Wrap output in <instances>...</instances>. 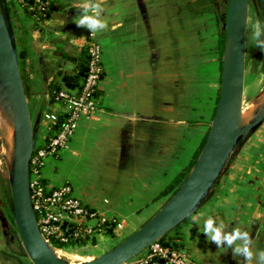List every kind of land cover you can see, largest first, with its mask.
Segmentation results:
<instances>
[{
  "label": "crops",
  "instance_id": "crops-1",
  "mask_svg": "<svg viewBox=\"0 0 264 264\" xmlns=\"http://www.w3.org/2000/svg\"><path fill=\"white\" fill-rule=\"evenodd\" d=\"M13 1L6 0L16 48L17 30L23 38L19 67L31 120L36 111L32 122L38 142L47 133L41 118L48 106L47 86L73 72V60L90 34L101 48L99 108L81 118L75 136L63 149L96 165L91 183L71 185L70 177L57 181L58 172L64 170L55 162L45 161L40 172L52 186L68 183L96 215L86 221L92 236L66 247L90 251L94 258L157 212L170 196L161 195L165 186L191 163L194 153L171 177V165L162 169L153 159H145L153 156L154 144L158 147L160 123L181 134L194 132L195 150L206 136L220 84V4L215 0H97L106 28L90 33L74 20L85 0H47L58 8L41 21L27 17ZM145 142L151 154L145 151ZM86 144L94 148L89 154L84 151ZM60 158L61 153L53 156ZM6 182L0 166V264H14L19 260L14 253L19 238L9 212ZM207 215L224 221L229 231L233 227L247 231L253 250L264 249V122L241 146L208 200L169 233L176 237L179 250L199 264H244L243 257L236 258L231 249H218L193 223L201 221L202 227V217ZM101 218L121 225L115 221L112 233L98 230Z\"/></svg>",
  "mask_w": 264,
  "mask_h": 264
},
{
  "label": "water",
  "instance_id": "water-1",
  "mask_svg": "<svg viewBox=\"0 0 264 264\" xmlns=\"http://www.w3.org/2000/svg\"><path fill=\"white\" fill-rule=\"evenodd\" d=\"M264 19V0H253ZM250 0H226L218 99L204 142L183 181L133 233L104 253L77 263L60 258L43 237L30 192V159L37 142L9 7L0 0V131L9 211L31 264H125L189 219L211 196L245 141L264 122V88L244 110L246 29Z\"/></svg>",
  "mask_w": 264,
  "mask_h": 264
},
{
  "label": "built area",
  "instance_id": "built-area-1",
  "mask_svg": "<svg viewBox=\"0 0 264 264\" xmlns=\"http://www.w3.org/2000/svg\"><path fill=\"white\" fill-rule=\"evenodd\" d=\"M84 50L88 56L85 80L79 91L66 88L59 90L56 102L48 104L42 110L41 118L47 123V131L59 115H63L64 120L59 131L48 142H36L30 159L31 202L39 229L52 249L56 247L53 240L60 242V247L66 248L78 243L81 237L92 236L93 230L87 226L86 221L96 216L94 213L88 214L68 183L52 186L43 182L40 175L46 157L54 156L67 148L81 118L84 115L92 116L99 108L100 97L97 91L102 73L101 48L92 34L89 35ZM103 222L104 219H99L98 225ZM120 225L121 223H116V226ZM159 260L162 263H158ZM125 264L199 263L179 249L164 246L157 241Z\"/></svg>",
  "mask_w": 264,
  "mask_h": 264
},
{
  "label": "rangeland",
  "instance_id": "rangeland-1",
  "mask_svg": "<svg viewBox=\"0 0 264 264\" xmlns=\"http://www.w3.org/2000/svg\"><path fill=\"white\" fill-rule=\"evenodd\" d=\"M215 2L217 4H220L219 14L225 13L226 0H215ZM257 23L264 24V20L262 19V15L258 10V8L256 7L255 2L253 0H250L249 11H248V22L246 29L245 89H244V106H247L248 108L252 107V103L255 97L264 88V50H261L259 47L253 46V31H254V26ZM22 40L23 38L21 36V33L19 30H17L16 41L18 47L17 48L18 55H21L20 52H22L21 51ZM161 94L166 95L164 93ZM44 109H46V107H44L43 110ZM35 114L36 111L34 109L32 121H34L35 119ZM160 121H165V120L161 119ZM160 124L161 125L159 127L158 147L156 148L154 144L153 156L151 158L145 156V159H153L154 160L153 163L155 165L157 164L160 165L162 169L168 168L167 166L171 165V177H172V175H174V173L177 171V168L181 166L183 163L187 162L188 159L191 158L193 153L194 154H193V158L191 159V163L194 161L195 154L199 149L196 148L197 150H195V146L198 145V142L197 143L195 142L194 134H193L194 132H191L190 134H185V133L181 134L180 130L173 131L171 129V126L168 124H164V123H160ZM76 132L77 129L75 133ZM2 133L0 131V157H1L0 166H1L2 175L5 176L6 173L4 174V172H6V170L4 169L5 167L2 161V155L4 154L3 144L1 141ZM75 133L73 137L75 136ZM70 142L71 140L68 142V146ZM91 149L94 148H91L89 144H86L84 151L85 153H87V151L91 152L92 151ZM145 151H148V153L151 154V147L149 144H146V142H145ZM58 153L59 154L61 153L60 160L53 159V156H47L45 159V161L48 162V163L46 162L47 164L51 162H55L57 166L61 164L64 171L58 172V179L56 178L57 181L65 180L67 179V177H70L74 181L72 182V180L69 179L71 185L73 183H75V185H79V184L84 185L87 184L88 182L91 183L90 173L91 174L93 173L96 167L95 164H91L84 155H82L81 157L75 156L71 152V149H66V150L62 149ZM95 153H97V150H95L94 154ZM4 185L6 186L8 192L7 182L6 184L4 183ZM54 185H59V184L54 183ZM8 199H9V192H8ZM21 248L22 247L19 240L17 241L16 251L14 250L15 251L14 253L19 257V260L16 261V263L14 264H31V262L29 261V259L27 258L24 251ZM53 250L57 251L60 254V257L66 260L67 262L77 263L92 259L91 257L92 254L90 253V251H86L83 249L53 248ZM1 264H6V262L4 261Z\"/></svg>",
  "mask_w": 264,
  "mask_h": 264
},
{
  "label": "clouds",
  "instance_id": "clouds-1",
  "mask_svg": "<svg viewBox=\"0 0 264 264\" xmlns=\"http://www.w3.org/2000/svg\"><path fill=\"white\" fill-rule=\"evenodd\" d=\"M81 12L75 16L77 26L86 27L90 33H96L106 28V21L102 18L101 5L97 0H85L78 6ZM253 46L264 50V24L257 23L253 31ZM193 223L200 226L208 241L214 243L218 249H231L236 258L243 257L244 264H264V249L253 250L252 238L247 231L233 227L227 229L224 221L218 220L213 215L202 217L201 221Z\"/></svg>",
  "mask_w": 264,
  "mask_h": 264
},
{
  "label": "trees",
  "instance_id": "trees-1",
  "mask_svg": "<svg viewBox=\"0 0 264 264\" xmlns=\"http://www.w3.org/2000/svg\"><path fill=\"white\" fill-rule=\"evenodd\" d=\"M13 2L17 3L21 9H23L25 15L29 18H33L35 21H41L49 17L52 11L58 8L57 5L52 4L51 2L47 0H14ZM223 3V2H222ZM258 10L261 12L259 6L256 5ZM263 19V17H262ZM264 20V19H263ZM22 57L21 55H18V58ZM75 63V67L72 73L70 74H62L60 81L56 82L53 81L47 86V91L49 95V100L47 104H52L55 103L57 98V93L59 90L62 88L66 89H74L79 91L80 87L82 86L85 77L87 75L88 71V56L83 49L82 52L80 53L79 57L77 59L73 60ZM23 76V75H22ZM98 94V91H97ZM64 120L63 115H59L57 120L54 121L53 123L50 124L49 131H47L46 136L44 138L45 142H48L50 138H52L55 133H57L62 125V122ZM207 134V133H206ZM206 137V136H205ZM205 139V138H204ZM204 140L202 141L203 144ZM201 144V146H202ZM199 147L198 151L195 154V158L198 155V152L201 148ZM195 160V159H194ZM194 161L187 166L185 170H183L181 173H179L172 182H170L168 185L165 186L163 191L161 192V195H168L172 194L175 189L178 187V185L183 181L185 178L187 172L193 165ZM43 181V180H42ZM45 182V181H43ZM46 183V182H45ZM9 192V191H8ZM88 212V214L93 213L92 210L86 206H84ZM115 226V221H109V222H103L100 225L97 226L98 230H103L107 233H112V230ZM86 236L79 238V242L85 241ZM53 244L56 247H60L61 244L60 242L53 240ZM158 242L164 246L170 247V248H175L179 249L178 242L176 241V237L171 236L167 234L166 236L162 237L161 239L158 240ZM158 263H162V260H159Z\"/></svg>",
  "mask_w": 264,
  "mask_h": 264
},
{
  "label": "bare ground",
  "instance_id": "bare-ground-1",
  "mask_svg": "<svg viewBox=\"0 0 264 264\" xmlns=\"http://www.w3.org/2000/svg\"><path fill=\"white\" fill-rule=\"evenodd\" d=\"M244 110H248L249 108L247 106H244L243 108ZM90 260V259H89ZM72 263V262H71Z\"/></svg>",
  "mask_w": 264,
  "mask_h": 264
}]
</instances>
